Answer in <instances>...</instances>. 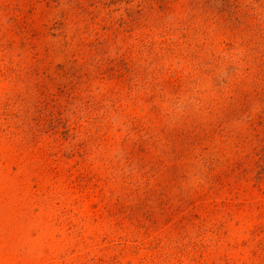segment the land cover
Listing matches in <instances>:
<instances>
[{"label": "rangeland", "instance_id": "1", "mask_svg": "<svg viewBox=\"0 0 264 264\" xmlns=\"http://www.w3.org/2000/svg\"><path fill=\"white\" fill-rule=\"evenodd\" d=\"M0 264H264V0H0Z\"/></svg>", "mask_w": 264, "mask_h": 264}]
</instances>
